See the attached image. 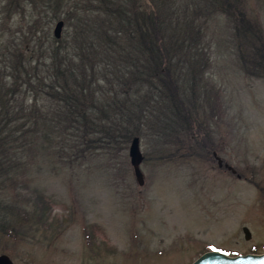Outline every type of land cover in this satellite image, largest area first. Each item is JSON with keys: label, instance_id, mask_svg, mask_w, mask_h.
I'll list each match as a JSON object with an SVG mask.
<instances>
[{"label": "rangeland", "instance_id": "1", "mask_svg": "<svg viewBox=\"0 0 264 264\" xmlns=\"http://www.w3.org/2000/svg\"><path fill=\"white\" fill-rule=\"evenodd\" d=\"M47 1L37 0L36 10ZM174 1L177 12L168 29L185 40L182 47L195 48L189 54L198 50L208 63L204 78L188 91L200 121L186 135L168 118L157 93L147 95L139 124L142 183L129 156L133 137L118 150L97 148L84 158L58 156L40 144L22 148V187L9 184L0 193V256L13 264H191L208 250L264 252V77H249L241 69L225 12L209 9L205 0ZM244 1L264 28V0ZM7 3L0 0V54L14 30L26 28L22 9L13 8L10 18ZM27 6L34 16L33 5ZM62 10L68 14L48 26L53 35L63 19L65 43L74 33L68 19L72 7ZM145 94L150 93L144 88ZM173 134L192 144L191 150ZM36 190L48 219L19 222L16 213L9 214L14 230H4V204Z\"/></svg>", "mask_w": 264, "mask_h": 264}, {"label": "trees", "instance_id": "2", "mask_svg": "<svg viewBox=\"0 0 264 264\" xmlns=\"http://www.w3.org/2000/svg\"><path fill=\"white\" fill-rule=\"evenodd\" d=\"M72 1L48 0L37 11V0H8L9 17L15 16L13 8L22 9L26 28L22 24L14 30L0 54V193L23 184L19 160L24 147L40 144L72 159L97 148L127 146L132 137L144 133L139 124L145 119L142 106L147 95L157 93L168 118L186 135L200 121L188 91L191 94L189 87L204 78L208 63L198 50L189 54L195 48L182 47L185 40L168 29L177 12L174 0H78L70 5ZM205 2L232 21V40L244 73L264 77V28L246 2ZM29 3L34 16L28 15ZM67 6L72 7L68 19L73 20L74 33L64 43L48 25L68 14L62 10ZM183 20L188 29L190 20L186 15ZM101 82L109 85L100 87ZM144 88L150 94L143 96ZM173 135L191 150L184 137ZM201 145L207 148L206 142ZM13 203L2 207L8 232L14 230L9 214L16 213L19 222L48 219L40 191L25 193Z\"/></svg>", "mask_w": 264, "mask_h": 264}, {"label": "water", "instance_id": "3", "mask_svg": "<svg viewBox=\"0 0 264 264\" xmlns=\"http://www.w3.org/2000/svg\"><path fill=\"white\" fill-rule=\"evenodd\" d=\"M64 27V21L59 20L54 27L53 34L56 38H61ZM129 156L131 164L134 167L136 178L139 183L143 181V175L140 165L144 160V155L140 147V137L135 136L131 140L129 146ZM220 166H222V162ZM230 168V167H229ZM243 231L247 239L251 237V232L247 226L243 227ZM0 264H13L11 259L7 255L0 256ZM191 264H264V252L263 253H247L243 255L231 256L223 251L209 250L201 254Z\"/></svg>", "mask_w": 264, "mask_h": 264}]
</instances>
